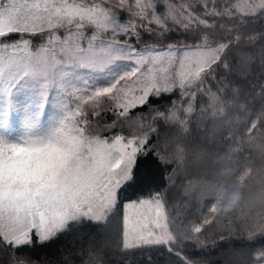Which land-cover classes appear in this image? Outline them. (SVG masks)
Here are the masks:
<instances>
[{"label":"rangeland","instance_id":"374dc122","mask_svg":"<svg viewBox=\"0 0 264 264\" xmlns=\"http://www.w3.org/2000/svg\"><path fill=\"white\" fill-rule=\"evenodd\" d=\"M165 2L177 10L188 7L183 2ZM236 2L241 6L236 11L244 12L259 4L231 0L228 6ZM84 23L90 25L86 30ZM129 26L100 6L70 0H0V37L13 31L54 29L36 47L26 40L0 45V233L6 241L27 242L33 231L41 240L47 239L80 217L103 220L116 202L118 187L130 177L139 147L135 141L149 136L151 116L150 120L128 116V111L151 94L173 90L185 94L225 50L224 44L208 42L206 37L196 45L183 37L179 44L138 49L116 37L133 32ZM257 53L259 58L261 48L254 56ZM253 58L241 53L234 72L239 76L251 72L246 64L249 60L253 66L257 61ZM232 92L237 97L235 88ZM214 103L212 99L210 105ZM94 110H110L116 120L97 126L98 119L86 116ZM220 115L207 125L201 118L191 132L179 123L172 128L171 135L177 138H165L168 150H178L179 139L187 145V162L179 173L217 180L225 166L237 161L235 147L222 143L219 133L224 125L235 124L238 116ZM169 118L178 120L176 113ZM133 123L137 128L127 130ZM114 127L118 132L107 134ZM204 146L209 151H200ZM239 172L227 182L231 187L218 190L213 185L210 194L219 198L213 205L219 216L227 202L240 205V195L244 198L258 178L254 165ZM247 175L251 176L247 189L239 191L237 186ZM205 187V183L196 185V192ZM160 198L125 204V244L172 240L171 226L177 230L175 221L180 219L171 214L170 222ZM258 200L255 196L243 200L257 232L264 230V214L258 211L264 199L259 205ZM231 255L241 257L236 252Z\"/></svg>","mask_w":264,"mask_h":264},{"label":"trees","instance_id":"16d2710c","mask_svg":"<svg viewBox=\"0 0 264 264\" xmlns=\"http://www.w3.org/2000/svg\"><path fill=\"white\" fill-rule=\"evenodd\" d=\"M70 1L103 7L129 24L133 32L116 36L118 40L126 41L125 45L138 49L150 45L160 47L179 44L183 37L196 45L198 40L206 37L208 42L215 43L216 40L224 44L225 50L185 94H178L177 90L151 94L144 103L128 111V116H144L148 120L151 116L147 123L149 136L135 141L139 147L130 177L118 187L116 202L103 220L73 219L47 239L41 240L33 231L30 239L21 244L6 241L0 233V264H149L151 260L155 264L262 263L264 230H254L253 216L247 209L245 211L244 204H247L243 200L248 202L253 196L259 197L258 204L261 197L264 199V106L261 105L264 101V0H257L258 6L249 12L236 11L241 7L237 2L236 6L231 4L229 7L231 0ZM165 1L183 2L188 7L177 10ZM88 27V23L83 24V30ZM53 30L13 31L0 37V45L26 40L31 47H36L44 42L45 36L54 33ZM260 48L262 53L258 58V53L256 56L254 53ZM241 53H246L249 60L255 57L253 59L257 61L251 66L248 60L246 65L252 67V71L247 74L243 71L239 76L233 67L238 66ZM231 88L239 92L237 97ZM212 99L215 103L210 105ZM199 112L202 115H198ZM222 112L238 116L235 124L224 125L219 133L222 143L235 147L237 161L225 166V173L217 180L201 174L179 173L187 162V145L179 139L178 150L175 147L168 150L165 138H177L171 135L172 128L179 123L191 132L201 118L207 125ZM171 113H176L177 121L169 118ZM86 116L91 121L98 119L97 126L104 124V127L116 120L112 119L114 114L110 110H94ZM129 127L127 130L137 128L134 123ZM109 132L117 133L118 130L114 127L107 129V134ZM199 149L209 151L207 146ZM248 165H254L258 178L247 189L245 183L248 185L251 177L247 175L237 186L239 191L247 189L245 197L242 198L243 194L239 197L240 205L233 207L227 202L219 216L213 209L219 198L210 194L213 185L218 190L231 187L232 184L227 182ZM179 174L182 176L178 178ZM201 183L206 187L196 192V185ZM180 190L187 193H180ZM156 195L161 197L170 222L171 214L179 216L180 220L175 221L177 230L171 224L172 240L125 244V204ZM260 203L263 208L258 211L264 214V200ZM178 211L181 212L179 215ZM231 252L239 253L241 257L237 258Z\"/></svg>","mask_w":264,"mask_h":264}]
</instances>
